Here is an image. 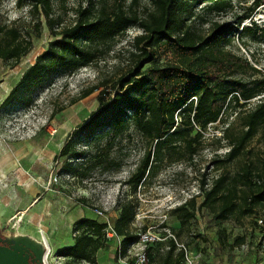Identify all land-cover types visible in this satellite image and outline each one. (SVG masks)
<instances>
[{"label": "rangeland", "instance_id": "obj_1", "mask_svg": "<svg viewBox=\"0 0 264 264\" xmlns=\"http://www.w3.org/2000/svg\"><path fill=\"white\" fill-rule=\"evenodd\" d=\"M108 1L111 4L113 0ZM233 1L237 5L239 0ZM248 1L223 15L208 16L206 11L200 10V6L192 9L195 16L235 28L238 26L237 17L243 14L241 7L251 6L255 0ZM97 3L99 0H51L50 17L57 23L56 31L75 21V11L80 6ZM129 3L127 0L126 5ZM145 7H150L148 1L140 0L135 10L142 13ZM191 22L195 30L209 31L208 24L200 18H193ZM255 24L264 27V6L256 11L252 21L248 19L241 23L240 33L243 28ZM3 26L17 29L23 38H31L32 47L18 62L0 60V106L36 58L55 40L44 14H31L29 3L21 5L17 0H0V27ZM240 33L233 38L229 50L245 57L264 73V43L249 40ZM138 34L139 29H130L124 38L117 40L113 50L99 54L98 68H84L75 74L62 73L50 78L43 89L32 95L28 107L18 104L0 108V181L5 184L4 188L0 187L3 232L40 239L42 231L51 246L49 260L54 262V259L61 258L59 252L75 239L74 225L79 220L87 218L114 227L121 214L120 207L128 205L136 212L131 231L137 236L149 228L161 235H166L168 231L193 256L200 255V264H208L219 257L236 258L243 243L259 242L256 217L264 215V208L257 209L253 215L243 216L244 209L251 205L238 200L239 207L228 220L217 219L218 205L205 207L197 211L194 218L187 220L186 215L192 212L193 205L185 204L195 201L196 207L200 206L205 191L212 189L220 176L224 179L222 190L226 192L237 173H242L243 167L260 159L264 134L248 146L238 161L223 162L221 168L214 164L216 159L225 161V154L229 151L225 142H218L227 124L235 126V132H239L240 110H229L221 122L203 131V138L196 140L194 153L180 146L181 141L176 143V150L164 149L161 155L163 161L154 164L148 179L136 192L128 180L143 155L144 139L133 129L129 135L112 142L113 146H106L107 138L99 141L97 137H74L78 142L77 153L87 159L94 148L100 165L91 169L87 179H82L85 166L81 165L84 160L75 161L81 166L78 177L62 173L64 159L58 158L62 149L71 134L98 110L100 90L87 97L85 93L95 89L103 79L110 82V87L119 89L123 78L135 68V61L129 52L131 41ZM9 37L11 34L6 36ZM170 62V57L158 55L154 61L146 60L144 69L153 65L165 66ZM247 77L263 79L262 75L251 72ZM259 99H254L245 110L255 106ZM199 131L198 127H194L191 137ZM92 143L94 145L90 147ZM41 177L45 180V187ZM52 177H57L59 183L49 186ZM250 191L239 188L238 194L250 196ZM31 200L40 203L23 214L22 210ZM182 206H185L184 210L179 211ZM96 210L102 211L104 217H98ZM116 247V240H107L95 257H105L109 263L121 264L116 256ZM148 249L152 264H179L183 258L178 249L169 252L160 245ZM127 257L128 263L134 264L135 253H127ZM68 263L88 264L72 259Z\"/></svg>", "mask_w": 264, "mask_h": 264}, {"label": "trees", "instance_id": "obj_2", "mask_svg": "<svg viewBox=\"0 0 264 264\" xmlns=\"http://www.w3.org/2000/svg\"><path fill=\"white\" fill-rule=\"evenodd\" d=\"M17 1L21 5L29 3L31 14H44L55 40L22 75L0 108L18 104L28 107L32 95L43 89L55 75L98 68L99 54L113 50L117 40L124 38L130 29L140 30V34L132 39L129 52L135 61V68L123 78L119 89L110 87V82L103 79L95 89L85 93L87 97L100 90L98 110L71 134L62 149L58 158L64 159L61 166L63 174L78 177L79 169L85 166L82 179H87L91 169L100 165L94 148L87 159L77 153L78 142L74 137H97L99 141L107 138L106 146H113L112 142L129 135L132 129L138 133L144 139V151L128 180L136 192L148 179L154 164L163 161L161 155L164 149L176 150V143L181 141L180 146L194 153L196 140L203 138V131L221 122L229 110H240L239 132H235V126L227 124L218 138V142H225L229 148L225 161L216 159L214 162L218 168L223 162L238 161L248 146L264 134V73L245 57L229 50L233 38L240 33L241 23L248 19L252 21L256 11L264 6V0H255L249 7H241L243 14L237 17L238 26L235 28L195 16L192 8L200 6V10L206 11L208 16L223 15L241 4H247L248 0H239L237 5L233 4V0H147L150 7H145L142 13L135 10L140 0H129L128 5L127 0H113L111 4L108 0H99L97 4L80 6L75 11V21L61 31H56L57 23L50 17L51 0ZM193 18H200L208 24L209 31L195 30L191 22ZM8 34L11 37L6 38ZM0 35L3 36L0 40V60L18 62L32 47V39L23 38L17 29L0 27ZM240 35L264 43V27L257 24L243 28ZM242 42L246 45L244 38ZM158 55L170 57L171 62L144 69L145 61H154ZM249 72L260 74L263 79L253 80L247 77ZM258 97L259 102L245 110ZM194 127L200 131L192 138ZM76 160H84V163L80 166L75 163ZM223 180L220 176L214 187L205 191L200 206L196 207L195 201L185 204L193 205L192 212L186 215L187 220L194 218L197 211L217 205V219L228 220L236 213L238 200L251 205L244 209L243 216L253 215L257 209L264 208V144L257 163L243 167L242 173H237L226 192L222 190ZM239 188L251 190V195H239ZM185 206L178 210H184ZM119 210L121 214L114 227L117 235L123 238L121 253L127 256L132 245L139 241V236L131 231L136 212L128 205L121 206ZM106 228V224L96 220H79L73 230L74 246L64 248L59 256L97 264L95 256L107 242ZM170 243L169 252L176 250L175 242ZM181 254L184 257V253Z\"/></svg>", "mask_w": 264, "mask_h": 264}, {"label": "built area", "instance_id": "obj_3", "mask_svg": "<svg viewBox=\"0 0 264 264\" xmlns=\"http://www.w3.org/2000/svg\"><path fill=\"white\" fill-rule=\"evenodd\" d=\"M58 183L59 179L57 177H52L49 181V186H54ZM96 214L98 217H104V213L100 210H96ZM256 224L260 232L259 242L264 251V215L256 218ZM166 232V235H161L153 232V229L149 228L144 233L139 234V241L132 245L131 249L128 251V253H135L134 264H152L149 257L148 248L158 244H165V251H169L170 245H168V243L172 241L175 242L178 251L184 253V257L181 264H200V255H197L196 257L193 256L184 245H181L177 242V240L171 233H169L168 231ZM105 236L107 240H111L114 238H117L118 240L122 239L117 235L115 227L110 224L107 225V228L105 230ZM241 250L249 251L250 248L247 245H243L241 247ZM117 256L118 261L121 264H129L127 260L128 257L123 256L121 253V243L117 250ZM45 264H54V262L53 260H46Z\"/></svg>", "mask_w": 264, "mask_h": 264}, {"label": "water", "instance_id": "obj_4", "mask_svg": "<svg viewBox=\"0 0 264 264\" xmlns=\"http://www.w3.org/2000/svg\"><path fill=\"white\" fill-rule=\"evenodd\" d=\"M47 244L35 237L3 232L0 219V264H45Z\"/></svg>", "mask_w": 264, "mask_h": 264}, {"label": "crops", "instance_id": "obj_5", "mask_svg": "<svg viewBox=\"0 0 264 264\" xmlns=\"http://www.w3.org/2000/svg\"><path fill=\"white\" fill-rule=\"evenodd\" d=\"M40 179L43 182V186L45 187L46 183L44 182L45 181L44 178L41 177ZM0 187H2V188L5 187L4 181H2V180L0 181ZM37 203L39 204L40 202H37ZM37 203L35 201L31 200L29 202V204H27L25 206L24 210H22L23 211L22 213L25 214L26 212L30 211L33 207L36 206ZM40 240H41V237H40ZM111 240L117 241V247H116V251H115L116 256H117V250H118L120 243H122L123 238L121 240H118L117 238H114ZM48 242H49V239H48ZM74 244H75V240H72V242H70L68 244V247H72V246H74ZM243 244L249 246L250 250L249 251L241 250V246ZM243 244L240 246V250L238 252V254H239L238 257H236V258H227V257L214 258V259L210 260L208 264H264V251L260 245V242L254 243V244H250V243L245 242ZM49 245H50V243H49ZM159 245L165 250V246H166L165 244H159ZM50 248H51V246H50ZM69 260H71V259L70 258H62V257L57 258V259H54V264H69L68 263ZM96 262H97V264H112V263H109L105 257H100V256H98V258H96Z\"/></svg>", "mask_w": 264, "mask_h": 264}, {"label": "bare ground", "instance_id": "obj_6", "mask_svg": "<svg viewBox=\"0 0 264 264\" xmlns=\"http://www.w3.org/2000/svg\"><path fill=\"white\" fill-rule=\"evenodd\" d=\"M40 237H41V240L44 241L48 246V254H47L46 260H49L51 250H50V245H49L48 239L42 231H40Z\"/></svg>", "mask_w": 264, "mask_h": 264}, {"label": "clouds", "instance_id": "obj_7", "mask_svg": "<svg viewBox=\"0 0 264 264\" xmlns=\"http://www.w3.org/2000/svg\"><path fill=\"white\" fill-rule=\"evenodd\" d=\"M25 11H27V9H25Z\"/></svg>", "mask_w": 264, "mask_h": 264}]
</instances>
